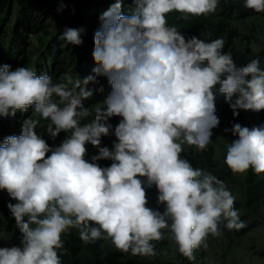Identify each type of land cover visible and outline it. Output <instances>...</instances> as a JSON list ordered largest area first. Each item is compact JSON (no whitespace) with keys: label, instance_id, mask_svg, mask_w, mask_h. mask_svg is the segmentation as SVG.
I'll return each mask as SVG.
<instances>
[{"label":"clouds","instance_id":"clouds-1","mask_svg":"<svg viewBox=\"0 0 264 264\" xmlns=\"http://www.w3.org/2000/svg\"><path fill=\"white\" fill-rule=\"evenodd\" d=\"M133 2L127 15L122 0H115L99 17L95 66L83 79L67 72L54 82L34 68L0 65V117L34 106L33 114L48 121L51 138L69 133L53 148L31 116L19 136L0 144V190L16 201L7 206L22 234L21 246L0 247V264H62V236L72 228L85 244L110 240L133 256H155L153 242L163 240L166 230L179 253L195 261V250L208 248L209 235L223 234L221 224L247 227L225 182L181 153L184 144L202 151L212 142L220 124L217 85L234 117L238 110H264L259 59L237 67L231 53L222 52L224 39L186 38L168 26L169 13H181L183 20L207 16L219 0ZM244 7L262 13L264 0H244ZM64 8L61 3L57 11ZM84 33L83 27L66 28L59 39L81 46ZM98 77L107 78L111 91L100 104L85 107L82 101L94 94L88 85L98 84ZM114 116L121 119L113 131L108 121ZM228 131L237 137L224 161L232 173H264V123H234ZM110 133L116 137L111 149L101 146ZM88 144L98 150L91 162ZM100 160L112 163L101 167ZM153 186L163 212L147 206L146 189Z\"/></svg>","mask_w":264,"mask_h":264},{"label":"rangeland","instance_id":"rangeland-1","mask_svg":"<svg viewBox=\"0 0 264 264\" xmlns=\"http://www.w3.org/2000/svg\"><path fill=\"white\" fill-rule=\"evenodd\" d=\"M87 0H62L65 8L80 6ZM244 7V0H219L215 13L207 16H189L187 20L181 19V13L172 12L167 16L168 26H175L180 30L193 29L188 33H182L185 37L196 36L206 42H211L217 37L225 40L222 52L231 53L237 67L246 66L254 57L263 56L264 59V13L244 16L241 13ZM93 31L97 28L93 26ZM37 38H34L35 47L38 48ZM36 48V49H37ZM264 69V64L261 66ZM72 67L69 71H71ZM98 84H89L93 89L91 98L82 101L85 107H92L100 104L111 91V86L106 77H98ZM103 88V91L96 89ZM216 86V115L220 120L217 128L213 129L212 142L205 150H198L195 146L183 145L182 157L188 159L196 168L203 169L215 175L225 182L227 188L235 196V209L240 214V219L247 227L244 232L228 230L221 224L223 234L220 237H208V248L195 250V261H189L179 253L175 243L168 238L166 230L165 238L159 241L155 249V256L133 257L130 253L125 254L112 245L110 240H98L95 243L85 244L79 238V230L69 229L63 234L64 249L60 250L62 264H137L143 261L146 264H264V198L256 200L255 192L264 181V173L255 174L251 169L243 174H233L225 164V156L229 143L237 137L231 131L234 123L249 127L247 120L239 116L234 117L233 111L221 106V97ZM235 99V97H234ZM37 119V118H36ZM88 119H91L89 117ZM121 117H111L108 123L118 124ZM37 129H40L42 136L47 143L55 148L69 135L61 132L55 139L46 132L47 120H40ZM87 119L81 123H86ZM23 121L15 117H0V144L4 138L22 132ZM250 128V127H249ZM42 129V130H41ZM88 154L86 159L91 162V157L96 155L91 144L86 145ZM51 153H49L50 155ZM148 207L163 212L164 205L158 204V191L153 186L146 189ZM0 196L12 203V200L5 190L0 191ZM11 223L8 228H0V247L21 246L22 234L16 227L15 219L8 216ZM12 219V220H11ZM243 230V229H242ZM135 259L136 262H130Z\"/></svg>","mask_w":264,"mask_h":264},{"label":"trees","instance_id":"trees-1","mask_svg":"<svg viewBox=\"0 0 264 264\" xmlns=\"http://www.w3.org/2000/svg\"><path fill=\"white\" fill-rule=\"evenodd\" d=\"M61 1L0 0V65H10L11 71L18 67L34 68L37 75L47 74L53 78L54 82L59 79L61 74L67 72H70L74 78L80 77L81 79L91 74V70L95 66L92 51L96 31H93V26L97 30L99 29L101 23L99 17L110 8L115 0H87L80 6L64 8L63 11L58 12L57 9ZM134 7L133 0H122L121 13L127 15ZM241 13L244 16L260 14L245 7L242 8ZM80 27L85 29V33L82 34L83 45L74 46L59 39L66 28ZM191 30L193 29H183L180 32L185 34ZM34 38H37L38 48L35 47ZM216 39L222 38L217 37ZM253 59H259L260 67L264 64L263 56H256ZM71 67L72 69L69 71ZM219 97H221V106L230 109L224 96L219 94ZM55 99L58 100V98ZM33 111L34 106L29 107L25 113L18 111L15 118L24 121L32 116L33 119L37 118L42 121L43 119L33 114ZM238 111V116L246 119L250 128L264 123V110L260 112ZM110 124L114 131L117 124L114 122ZM36 131L41 133L40 129ZM115 141L116 137L110 133V135L102 137L101 146L111 149ZM93 148L98 154L97 148ZM97 163L101 167H107L112 161L100 160ZM255 194L256 200L264 198V181ZM9 203L12 202L0 196V228H8L11 224L7 219L11 215L7 206ZM239 232L243 233L244 229ZM153 243L156 249L159 242ZM132 261L136 262L135 259H130V262ZM137 264L146 263L139 261Z\"/></svg>","mask_w":264,"mask_h":264}]
</instances>
